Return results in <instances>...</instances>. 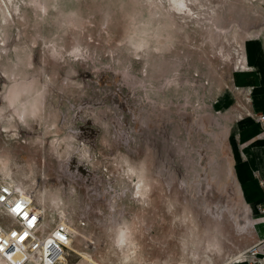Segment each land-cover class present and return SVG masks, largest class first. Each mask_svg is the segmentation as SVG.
Wrapping results in <instances>:
<instances>
[{
    "label": "rangeland",
    "instance_id": "374dc122",
    "mask_svg": "<svg viewBox=\"0 0 264 264\" xmlns=\"http://www.w3.org/2000/svg\"><path fill=\"white\" fill-rule=\"evenodd\" d=\"M263 92L264 0H0V179L68 225L61 264L243 255Z\"/></svg>",
    "mask_w": 264,
    "mask_h": 264
},
{
    "label": "built area",
    "instance_id": "2783aa9c",
    "mask_svg": "<svg viewBox=\"0 0 264 264\" xmlns=\"http://www.w3.org/2000/svg\"><path fill=\"white\" fill-rule=\"evenodd\" d=\"M258 122L264 125V113ZM260 186L264 192V179ZM259 211L264 217V203ZM70 240L67 224L55 222L45 230L42 209L35 200L0 179V264H56ZM262 243L264 238L251 245L245 255L257 264H264V248H258Z\"/></svg>",
    "mask_w": 264,
    "mask_h": 264
},
{
    "label": "crops",
    "instance_id": "0c3cea01",
    "mask_svg": "<svg viewBox=\"0 0 264 264\" xmlns=\"http://www.w3.org/2000/svg\"><path fill=\"white\" fill-rule=\"evenodd\" d=\"M253 74V73H252ZM238 75H251L249 72L238 73ZM257 77V74H253ZM252 78V76H250ZM250 80V79H249ZM261 112H264V92L261 97ZM258 125V123H257ZM259 126V125H258ZM241 167L243 168V177H241L245 194L257 201L264 203V192L260 186V180L264 179V136L260 130H255L250 136L243 141ZM252 201V202H253ZM250 230V239L252 245L264 238V217H256L253 220ZM259 249L264 248V243L258 246ZM245 254L238 255L226 264H257L255 260H251ZM261 257V255L259 256Z\"/></svg>",
    "mask_w": 264,
    "mask_h": 264
},
{
    "label": "bare ground",
    "instance_id": "6f19581e",
    "mask_svg": "<svg viewBox=\"0 0 264 264\" xmlns=\"http://www.w3.org/2000/svg\"><path fill=\"white\" fill-rule=\"evenodd\" d=\"M9 185H10V184H9ZM42 213H43V212H42ZM58 222H60V221H58ZM62 223H65V222H62ZM44 224H45V219H44V216H43V226H44ZM65 224H66V223H65ZM52 225H53V224H52ZM52 225H51V226H52ZM51 226H50V227H51ZM46 227H47V229H48V228L50 229V227H48V226H46ZM67 247H68V246H67ZM67 247H66V248H67ZM62 259H63V258H62ZM62 259H60L56 264H61V263H62ZM36 264H38V263H36Z\"/></svg>",
    "mask_w": 264,
    "mask_h": 264
}]
</instances>
